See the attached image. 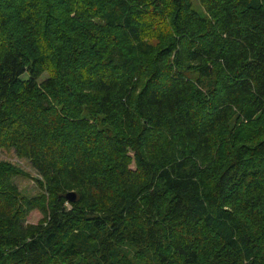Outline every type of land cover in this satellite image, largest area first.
I'll return each instance as SVG.
<instances>
[{
    "label": "trees",
    "instance_id": "1",
    "mask_svg": "<svg viewBox=\"0 0 264 264\" xmlns=\"http://www.w3.org/2000/svg\"><path fill=\"white\" fill-rule=\"evenodd\" d=\"M4 151L0 264H264V0H0Z\"/></svg>",
    "mask_w": 264,
    "mask_h": 264
},
{
    "label": "rangeland",
    "instance_id": "2",
    "mask_svg": "<svg viewBox=\"0 0 264 264\" xmlns=\"http://www.w3.org/2000/svg\"><path fill=\"white\" fill-rule=\"evenodd\" d=\"M0 159L1 160H7L13 164L18 165L26 172L30 173L31 176L37 177L35 172L29 167L26 161L20 160L16 157V155L13 153V151H4L0 152ZM17 185L19 189L23 192H26V194L32 195L36 192V186L34 184V181L32 178H23V177H17L16 178ZM41 218V215L37 211H32L29 215L27 221L31 223L37 222Z\"/></svg>",
    "mask_w": 264,
    "mask_h": 264
},
{
    "label": "water",
    "instance_id": "3",
    "mask_svg": "<svg viewBox=\"0 0 264 264\" xmlns=\"http://www.w3.org/2000/svg\"><path fill=\"white\" fill-rule=\"evenodd\" d=\"M65 196H66L67 201H69V202H73L76 200V193L75 192L70 191Z\"/></svg>",
    "mask_w": 264,
    "mask_h": 264
}]
</instances>
